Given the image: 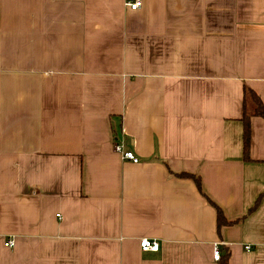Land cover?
<instances>
[{
    "label": "crops",
    "instance_id": "0c3cea01",
    "mask_svg": "<svg viewBox=\"0 0 264 264\" xmlns=\"http://www.w3.org/2000/svg\"><path fill=\"white\" fill-rule=\"evenodd\" d=\"M132 1L0 0V264H264V0Z\"/></svg>",
    "mask_w": 264,
    "mask_h": 264
},
{
    "label": "trees",
    "instance_id": "16d2710c",
    "mask_svg": "<svg viewBox=\"0 0 264 264\" xmlns=\"http://www.w3.org/2000/svg\"><path fill=\"white\" fill-rule=\"evenodd\" d=\"M244 94H245V96H244L245 102H244V110H243V115H242L241 120L243 122V137H244L245 148H247L248 140H249V132H250V130H249V118L251 115H258V116L264 117V110H263L262 103H261L258 95L255 94L254 91H252L248 88H245ZM248 100L250 101V103H253V111L251 113L247 112V110L245 109L246 101H248ZM173 174L177 177L192 179L195 182L198 190L202 193L201 181H200V178L198 176L187 173V172H179V173H173ZM260 198L261 197H259L256 200V202L254 203V206L251 209H254L258 205ZM209 202L214 206V209H215L216 228L218 230H220V228L223 226L231 225L234 222L238 221V220H234V221L227 220L225 215L223 214L222 210L220 209V207H218L216 204H214L210 200H209ZM217 262H218V264H227V255L221 256L220 259L217 260Z\"/></svg>",
    "mask_w": 264,
    "mask_h": 264
},
{
    "label": "built area",
    "instance_id": "2783aa9c",
    "mask_svg": "<svg viewBox=\"0 0 264 264\" xmlns=\"http://www.w3.org/2000/svg\"><path fill=\"white\" fill-rule=\"evenodd\" d=\"M126 5L131 9H137L141 5V0H133L132 2H126ZM114 152L120 154L122 158L126 160H131L132 162H138V158L134 155L132 151L125 150L124 144L122 142H116L113 144ZM5 246L11 247L13 245L12 240H7L4 242ZM140 249L142 251H156L159 248V244L155 240H150L147 238H141L139 241ZM248 248V246H246ZM213 260H219L221 257L220 252V242H216L213 246L212 251Z\"/></svg>",
    "mask_w": 264,
    "mask_h": 264
}]
</instances>
